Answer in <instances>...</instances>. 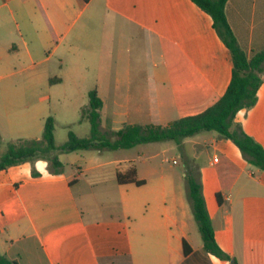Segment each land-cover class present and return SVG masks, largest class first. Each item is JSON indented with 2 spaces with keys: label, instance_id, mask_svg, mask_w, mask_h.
I'll return each instance as SVG.
<instances>
[{
  "label": "crops",
  "instance_id": "obj_1",
  "mask_svg": "<svg viewBox=\"0 0 264 264\" xmlns=\"http://www.w3.org/2000/svg\"><path fill=\"white\" fill-rule=\"evenodd\" d=\"M225 13L249 57L264 50V0H228ZM13 19L32 39V46L24 41L32 62L54 43L50 56L56 53L64 70L65 99L83 85L97 89L101 118L106 111L113 132L199 114L231 81V52L192 0H13ZM262 78L257 103L235 122L264 147V72ZM16 85L0 83V134H11L8 141L24 139L13 132H26L32 120L26 96L13 94ZM195 136L179 146L206 148L199 180L217 244L236 264H264V171L231 140ZM122 161L130 160L112 162ZM90 162L81 159L71 174L65 167L51 174L44 160L0 171L1 255L16 264H232L204 251L183 178L136 176L145 183L119 184L126 166L84 181L83 172L104 164ZM99 184L113 198L96 206L85 187Z\"/></svg>",
  "mask_w": 264,
  "mask_h": 264
},
{
  "label": "trees",
  "instance_id": "obj_2",
  "mask_svg": "<svg viewBox=\"0 0 264 264\" xmlns=\"http://www.w3.org/2000/svg\"><path fill=\"white\" fill-rule=\"evenodd\" d=\"M192 1L212 17L214 29L230 50L233 58L230 84L225 94L215 104L199 114L176 119L167 126L127 124L115 132L114 140H110L100 130L103 100L94 88L88 94V107L82 112V119L89 120L91 124L89 137L80 138L74 132L69 131L67 141L58 147L55 139V119L52 116L45 120L41 139H19L4 143L0 134V171L24 163L34 164L38 160H44L51 174H60L65 166L56 154L57 150L75 152L130 149L140 144L162 141H174L181 144L184 139L201 132H216L231 140L251 165L264 171V147L245 133L241 124L235 122V116L240 110L251 109L257 103V93L263 83L264 50L254 52L249 57L240 47L226 17L225 7L228 0ZM55 81L59 82L60 79L56 78ZM3 145H5L4 150H2ZM32 175L38 177L40 174L33 168ZM116 178L119 184L132 183L141 186L145 183L143 180H137L134 167L124 174L117 173ZM185 178L188 198L202 236L204 251L236 264L235 260L216 242L199 175L188 173ZM218 200L220 203L219 196ZM190 252L191 248L184 243V254L188 255ZM0 264L16 263L0 254Z\"/></svg>",
  "mask_w": 264,
  "mask_h": 264
},
{
  "label": "rangeland",
  "instance_id": "obj_3",
  "mask_svg": "<svg viewBox=\"0 0 264 264\" xmlns=\"http://www.w3.org/2000/svg\"><path fill=\"white\" fill-rule=\"evenodd\" d=\"M17 21H19L18 18ZM20 30L22 34H20ZM31 40L23 27L18 28L16 20L13 19V0H0V76H3L0 83L6 81L17 83L14 86L13 94L26 96L30 112L28 118L29 116L32 118L29 122V129L26 132H13V138L41 139L45 120L49 116L55 119V139L58 147L67 141L69 131L74 132L80 138L89 137L91 124L89 120L82 119V112L88 107V89L93 86L83 85L79 87L80 92L78 91L70 98L65 99L62 89L68 88V86L55 81L56 78L61 79L64 70L60 66L58 55L55 53L50 56L54 43L50 41L48 45L40 48L38 53L34 54L32 62L28 58V46L24 43L26 41L32 46ZM48 56L50 57L46 58ZM29 81H33L35 85H24ZM100 130L108 139H115L111 119L107 116L106 111L103 114ZM209 133L216 134V132H203L195 138L202 142L203 137ZM25 134L27 136H24ZM10 135L8 132H4V138L2 137L4 143L10 140ZM4 148L3 145L2 149L4 150ZM56 154L64 163L68 174L73 172V168L80 163L81 159H91L90 163L93 164L104 163L96 172H83L81 176L84 181H91V176H108V178L115 176L117 167L124 168L126 166L134 167L137 170L136 176H174L177 181H181L182 178L186 181L184 176L188 173L198 176V165L202 166L208 159L206 148L203 145L181 147L174 141L144 143L130 149L118 150H80L75 152L57 150ZM126 158L130 161H122L121 164L112 162L116 159L124 160ZM104 184L105 188H109V182ZM82 186L85 185L82 184ZM101 186L99 184L93 188L94 190L85 187V192L95 195L92 196V201L96 203V206L113 198V194L104 191Z\"/></svg>",
  "mask_w": 264,
  "mask_h": 264
},
{
  "label": "built area",
  "instance_id": "obj_4",
  "mask_svg": "<svg viewBox=\"0 0 264 264\" xmlns=\"http://www.w3.org/2000/svg\"><path fill=\"white\" fill-rule=\"evenodd\" d=\"M217 160H218V158L216 157V158H215V161H217Z\"/></svg>",
  "mask_w": 264,
  "mask_h": 264
}]
</instances>
